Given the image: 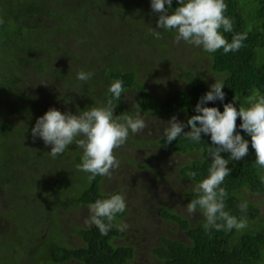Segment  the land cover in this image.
Wrapping results in <instances>:
<instances>
[{
	"label": "trees",
	"instance_id": "1",
	"mask_svg": "<svg viewBox=\"0 0 264 264\" xmlns=\"http://www.w3.org/2000/svg\"><path fill=\"white\" fill-rule=\"evenodd\" d=\"M225 3L233 31L221 29L222 34L229 42L238 33H247V39L238 51L208 53L176 43L175 30L157 28L161 38L156 39L152 27H157L160 13L152 10L151 0H0V245L5 250L0 264H16L17 258V264H127L134 258L135 248L120 243L128 228L121 232L113 227L104 236L95 225H70L76 212L87 208L89 213L88 206L97 199L123 196L122 190H107L108 177L89 182L90 173L77 168L83 150L75 142L53 157L51 145L32 137L37 119L51 108L78 114L106 105L117 79L125 91L120 100L113 99L114 115L135 117L139 110L149 126L139 134L130 132L115 150L119 163L137 165L136 151L150 146L158 147L157 156L167 150L182 155L185 160L175 169L182 182L181 201L187 205L196 198L194 186L209 174L210 135L202 133L196 143L182 134L168 144L152 123L175 116L186 124L198 114L195 106L215 80L224 84L225 99L205 106L221 112L234 98L238 108L247 107L256 93L264 95V0ZM178 6L173 0L169 14ZM183 49H190L193 60ZM81 71L94 75L79 81ZM237 131L249 140V152L229 162L232 171L222 187L228 192L226 211L246 217L247 227L213 229L210 238L199 211L185 216L170 202L162 203L157 217L186 234V240L158 236L151 252L163 264H264V169L255 164L251 137ZM221 155L227 159L230 153ZM190 172L197 175L193 178ZM244 200L246 213L239 210ZM129 216L126 207L116 223L126 224ZM67 233L78 242L71 243Z\"/></svg>",
	"mask_w": 264,
	"mask_h": 264
},
{
	"label": "clouds",
	"instance_id": "2",
	"mask_svg": "<svg viewBox=\"0 0 264 264\" xmlns=\"http://www.w3.org/2000/svg\"><path fill=\"white\" fill-rule=\"evenodd\" d=\"M173 0H151V8L160 13L157 27L152 34L160 39V32L155 29L175 30L176 43L181 41L196 47H202L208 53L223 49L224 53L238 51L247 39V33L235 34L229 42L223 32L233 31V21L225 15L227 4L225 0H178L179 6L171 14ZM167 5V7H166ZM2 23V21H0ZM94 74L79 72V81H88ZM224 84L215 80L210 90L203 95L195 111L197 115L191 116L187 123L177 120L173 116L163 128L166 143L171 144L182 134L193 142L202 140L201 134L210 135L212 147L208 149V158L211 165L208 176L194 186L196 198L186 205V211L194 215L199 211L205 218L203 225L206 233L211 238V231L231 232L233 229L240 231L247 227V218H237L226 211L225 200L228 192L222 187L226 177L232 171L228 167L230 161H239L249 152V140L237 131L241 129L251 137V147L255 150V164L264 169V95L256 93L247 100V107L239 104L236 98L233 102L225 103L221 112L217 107L205 106L208 102L217 100L223 102L225 92ZM113 99L120 100L125 91L122 80H115L108 90ZM113 99L100 107H91L78 114L63 113L55 108L49 109L39 117L32 128L33 140L41 138L45 145H51L50 154L56 157L63 154L73 142L83 150L82 163L77 165L81 171L90 173L89 182L97 176L111 178L112 170L119 168V160L115 150L124 145L129 133L139 134L147 127L139 110L135 117L131 115H114L116 106ZM138 109L140 106L137 104ZM238 118L242 123L237 124ZM190 126V131L184 129ZM221 153H230L226 159ZM196 172L189 176L195 177ZM264 183V175L260 177ZM89 219L86 223L95 225L100 233L107 236L113 227L123 232L127 224H117V215L126 210V201L121 194H113L109 198L97 199L88 206ZM248 201L244 200L239 205V210L246 213Z\"/></svg>",
	"mask_w": 264,
	"mask_h": 264
},
{
	"label": "rangeland",
	"instance_id": "3",
	"mask_svg": "<svg viewBox=\"0 0 264 264\" xmlns=\"http://www.w3.org/2000/svg\"><path fill=\"white\" fill-rule=\"evenodd\" d=\"M183 51V54L188 53L185 55L193 60L190 49H183ZM201 67L204 69V66ZM174 72L172 71V73ZM164 73L168 76L171 71L165 70ZM209 78L211 81L215 80L214 75L209 74ZM170 119L168 118L166 122L162 123L159 119L152 124H158L156 131L160 134ZM146 128L149 129V126L147 125ZM141 151L149 152L143 154ZM141 151H136L137 165L133 166L120 162V168L112 170V176L106 181L105 188L107 190H122L126 207L129 210L130 216L125 221L128 225V233L125 239L120 242L135 248L134 258L127 264H163L151 252L152 245L157 242L158 236L166 234L171 238L186 240V234L182 230H176L173 223L157 217L158 208L162 203L167 202H170L171 206L175 210H179L181 214L190 215L186 211V204L181 201L182 182L176 179L177 174H175L177 164L183 162L185 157L168 152V150L162 156H157V146H150V148ZM147 158L150 160H146ZM254 199L257 201L259 197L254 196ZM86 216H89L87 208L76 212L75 219L71 218L72 223L70 225L73 226L74 222L78 225H85ZM67 227L65 225V228ZM67 234L71 238V243L78 242L74 235ZM2 248V250L0 249V258H3L2 251H5L3 245ZM29 254V258H33L32 253ZM17 263H21L18 258ZM22 264L28 263L24 261Z\"/></svg>",
	"mask_w": 264,
	"mask_h": 264
},
{
	"label": "flooded vegetation",
	"instance_id": "4",
	"mask_svg": "<svg viewBox=\"0 0 264 264\" xmlns=\"http://www.w3.org/2000/svg\"><path fill=\"white\" fill-rule=\"evenodd\" d=\"M0 249H1V245H0Z\"/></svg>",
	"mask_w": 264,
	"mask_h": 264
}]
</instances>
